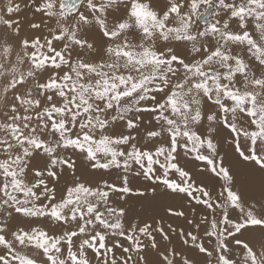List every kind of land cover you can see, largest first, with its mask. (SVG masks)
<instances>
[{
	"label": "snow or ice",
	"instance_id": "snow-or-ice-1",
	"mask_svg": "<svg viewBox=\"0 0 264 264\" xmlns=\"http://www.w3.org/2000/svg\"><path fill=\"white\" fill-rule=\"evenodd\" d=\"M0 25V264H264L223 151L264 174V0H7Z\"/></svg>",
	"mask_w": 264,
	"mask_h": 264
},
{
	"label": "rangeland",
	"instance_id": "rangeland-1",
	"mask_svg": "<svg viewBox=\"0 0 264 264\" xmlns=\"http://www.w3.org/2000/svg\"><path fill=\"white\" fill-rule=\"evenodd\" d=\"M15 2L21 3L22 8H23V4H24L25 0H15ZM5 7H6L5 1L0 0V9H3ZM19 19H20L21 25L25 26V27L27 26L28 28H30L29 25L32 22L41 23L42 27H41V29L38 30L39 33H45V32L47 33L48 29L46 27H44V21H46L47 18L42 17L41 14H38V13L33 14V10L31 8L24 9L19 14ZM201 23H203V21H201ZM3 31H4L3 26L0 25V33H2ZM95 37H99V36L93 32V34L90 36V39H94ZM38 161H40V160H38ZM77 164L79 166V161H77ZM249 168H251V167H249ZM251 169L255 170L253 168H251ZM197 179H200V178H197ZM127 202H129V208L127 210V214L129 216V219L132 222H133L134 218H138L137 221L138 220H149L150 221L154 217L158 218L160 216H163L165 214V208L170 203H172V201H170L169 198L164 196L163 194H161L156 199L132 197V198H129ZM132 202H134V203H132ZM134 204H137V205L134 206ZM161 205H163L162 208L159 207ZM16 222H17V224H20V225L25 226V227H27L28 224L30 223L25 219H21V220L16 221ZM256 235H257V238L259 239V234L257 233ZM177 244H179V242H177ZM23 251L26 252V249ZM26 253L30 254V253H33V251H28ZM31 255H35V253L31 254ZM37 258L39 259V257H37Z\"/></svg>",
	"mask_w": 264,
	"mask_h": 264
},
{
	"label": "bare ground",
	"instance_id": "bare-ground-1",
	"mask_svg": "<svg viewBox=\"0 0 264 264\" xmlns=\"http://www.w3.org/2000/svg\"><path fill=\"white\" fill-rule=\"evenodd\" d=\"M5 1V5H7V0ZM154 3H158L162 5L164 3V0H154ZM38 30H33L28 28L27 26L21 25V35L22 36H32L35 34H38ZM46 33V32H45ZM95 33V32H94ZM94 39L99 40L100 37H95ZM226 155V163L231 167L232 171L234 172L237 180L238 187L244 191L248 196L259 199L262 194H264V174H261L257 170H252L248 166L244 164L243 161H241L231 150L230 147H225L223 149ZM37 166H43V161L36 160L35 161ZM85 162L79 161V166H83ZM200 178V177H197ZM135 202V201H134ZM132 202V203H134ZM137 204H134L136 206ZM127 210L129 208V202L125 205ZM163 207V205L159 206ZM128 215V214H127ZM129 217V216H128ZM138 218H134L133 222L137 221ZM17 223V222H16ZM253 242L256 244H259V239L257 238V235L254 234ZM25 250V249H24ZM32 251L30 249H26V252ZM28 254V253H27ZM34 254L30 253L29 255ZM192 259L199 260L200 258L196 256L194 253L192 254Z\"/></svg>",
	"mask_w": 264,
	"mask_h": 264
}]
</instances>
